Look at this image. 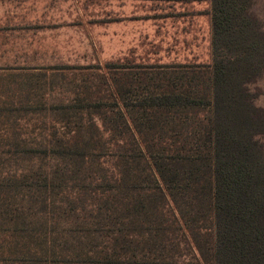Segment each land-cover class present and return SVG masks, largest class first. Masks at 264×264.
Listing matches in <instances>:
<instances>
[{"label":"rangeland","instance_id":"obj_1","mask_svg":"<svg viewBox=\"0 0 264 264\" xmlns=\"http://www.w3.org/2000/svg\"><path fill=\"white\" fill-rule=\"evenodd\" d=\"M253 3L264 32V0ZM211 11V0H0V264H103L119 227L102 216L103 194L111 187L106 178L119 172L123 148L144 162L145 145L131 144L120 113L114 116L118 129L103 137L101 109L117 111L118 101L105 105L96 98L114 88L120 72L123 79L141 71L139 65L157 72L164 65L211 64ZM261 58L248 88L264 110ZM84 95L90 107L75 101ZM258 138L264 150V131ZM148 143L154 144L151 137ZM141 229H134L140 239ZM174 233L168 253L177 258L179 243L178 264H205L185 249L183 234ZM143 248L119 245L120 258L109 263L144 264L149 250Z\"/></svg>","mask_w":264,"mask_h":264},{"label":"trees","instance_id":"obj_2","mask_svg":"<svg viewBox=\"0 0 264 264\" xmlns=\"http://www.w3.org/2000/svg\"><path fill=\"white\" fill-rule=\"evenodd\" d=\"M253 2L211 0V64L164 65L157 72L139 65L141 71L123 79L120 72L114 88H103L96 98L105 105L118 101L117 111L102 112L101 105L103 118L97 121L103 137L118 129L114 116L120 113L131 144L145 145L143 169V161L123 148L116 162L119 172L106 178L111 187L103 194L102 216L119 227L109 238L111 247L106 244L103 264L119 259L118 247L124 244L144 245L149 250L144 264L159 259L178 264L183 256L179 243L177 258L168 253L174 249L175 230L183 234L185 249L197 252L205 264H264V150L258 138L264 110L248 88L262 69L264 32ZM90 99L84 95L75 101L86 108ZM78 119L81 124L83 117ZM106 155L115 159L116 153ZM139 227L142 239L134 230Z\"/></svg>","mask_w":264,"mask_h":264}]
</instances>
